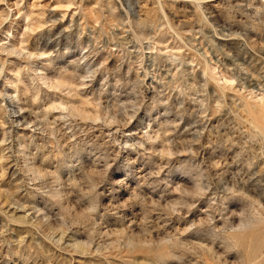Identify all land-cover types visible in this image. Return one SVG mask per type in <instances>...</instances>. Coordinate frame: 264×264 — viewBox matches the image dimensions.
Instances as JSON below:
<instances>
[{
  "label": "rangeland",
  "instance_id": "rangeland-1",
  "mask_svg": "<svg viewBox=\"0 0 264 264\" xmlns=\"http://www.w3.org/2000/svg\"><path fill=\"white\" fill-rule=\"evenodd\" d=\"M0 264H264V0H0Z\"/></svg>",
  "mask_w": 264,
  "mask_h": 264
}]
</instances>
